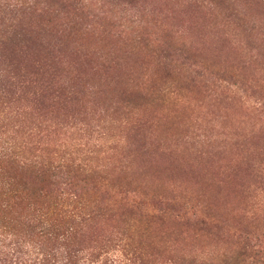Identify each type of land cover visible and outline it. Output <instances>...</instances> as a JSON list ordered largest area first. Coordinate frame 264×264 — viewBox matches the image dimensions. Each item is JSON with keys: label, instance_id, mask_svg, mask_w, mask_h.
Listing matches in <instances>:
<instances>
[{"label": "rangeland", "instance_id": "374dc122", "mask_svg": "<svg viewBox=\"0 0 264 264\" xmlns=\"http://www.w3.org/2000/svg\"><path fill=\"white\" fill-rule=\"evenodd\" d=\"M1 135L94 173L78 257L264 264V0H0Z\"/></svg>", "mask_w": 264, "mask_h": 264}, {"label": "trees", "instance_id": "16d2710c", "mask_svg": "<svg viewBox=\"0 0 264 264\" xmlns=\"http://www.w3.org/2000/svg\"><path fill=\"white\" fill-rule=\"evenodd\" d=\"M2 135L0 264H144L138 262L142 259L129 246L132 239L127 232L131 225L126 222L121 233L107 240L110 249L98 252L92 249L90 257L88 254L78 257L77 252L81 251L78 249L71 253L68 249L74 245L81 227L104 208L96 203L97 186L92 198L87 190L78 187L79 183L87 184L89 178L91 184L95 183L94 173L86 171V174V168H75L71 163L54 165L49 161L30 160L24 157L25 149L22 148L26 145L17 142L19 148L16 142L4 139ZM59 180L61 187L58 188ZM68 185L73 189L70 193L66 188ZM122 210L125 213L120 215L121 220L133 214L125 205ZM240 251L237 257L246 260V253ZM259 256L260 252L249 255L252 259Z\"/></svg>", "mask_w": 264, "mask_h": 264}]
</instances>
